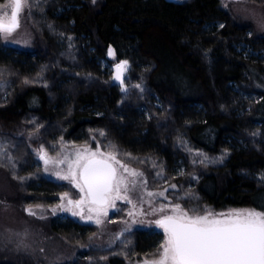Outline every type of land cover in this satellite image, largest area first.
<instances>
[{
  "label": "trees",
  "instance_id": "16d2710c",
  "mask_svg": "<svg viewBox=\"0 0 264 264\" xmlns=\"http://www.w3.org/2000/svg\"><path fill=\"white\" fill-rule=\"evenodd\" d=\"M29 4L34 38L23 55L29 68L0 60V171L18 195L14 202L24 221L48 230L40 220H29L21 203L34 194L30 183L47 182L39 168L30 167L32 149L53 151L60 140L80 133L73 142L115 152L141 167L151 185L193 183L192 189L182 185L187 196L175 194L184 204L264 211V61L233 46L245 42L264 49V33L236 19L220 0ZM207 23L220 25L203 29ZM110 47L111 56L129 62L124 88L91 68L95 58L110 56ZM241 89L259 98H243ZM60 92L68 95L65 103ZM179 158L185 169L173 177L169 165ZM41 195L37 201L45 203L48 195ZM78 226L59 229L65 248L81 252L72 264H125L119 252L137 254L152 242L134 230L112 244L86 247ZM44 246V252L35 247L41 264L54 258ZM5 251L1 246L0 264H38Z\"/></svg>",
  "mask_w": 264,
  "mask_h": 264
},
{
  "label": "rangeland",
  "instance_id": "374dc122",
  "mask_svg": "<svg viewBox=\"0 0 264 264\" xmlns=\"http://www.w3.org/2000/svg\"><path fill=\"white\" fill-rule=\"evenodd\" d=\"M5 2L6 0L0 4ZM220 4L223 8L229 10L236 19L251 23L255 32L260 34L264 33V0H220ZM6 11L10 14L11 9H6ZM32 21V9L29 4L21 13L20 27L6 38L0 35L1 61L12 60L16 61L18 66L29 68L27 65L28 62L23 55L29 49L34 38ZM213 24H215V27L220 25V23H207L203 25V29L209 30ZM247 32H250V29ZM233 46L236 50L242 51L247 57L253 60L264 61L263 48L256 49L245 42L235 43ZM117 60L115 56L98 57L94 59V66L91 65V68H95L100 73L109 75L112 80L113 64ZM239 94L249 100L259 98L256 93L246 92L243 89L239 90ZM60 99V102L65 103L68 95L65 92H60ZM154 102L159 105L157 98ZM137 112L147 115L143 107L137 108ZM82 136L83 134L80 133L76 134L70 140H60L56 146H53L55 148L53 151L46 150L44 146L32 149L35 156L30 162V167L39 168L41 174L47 179V182L43 183L40 180H34L30 183L28 185V191L30 194H34L32 197H23L21 203H24V207H26L27 213L25 215L28 219H32L33 222L40 220L42 222L41 224H45L44 228L46 227L48 230H42L40 227L36 229L32 222L24 221L20 217V210L14 202L18 195L15 189L9 184L6 176L0 171V244L3 246V250H6L5 252L7 254H20L21 258H30L32 263L37 262L41 264V257L39 258L35 252V247H40L43 250L42 252H44L46 250L44 245H46V248L51 249L54 253V258L50 261L48 260L49 262L47 264H72V257L74 255L80 256L81 252L76 251L75 253H71L68 247L65 248L66 241L64 242V239L59 235V229H64L69 225H75L77 223L79 225L78 231L85 234L86 247L109 245L120 240L124 232L141 231L142 236H148L152 239L151 244L142 245L141 252H137V254L125 253V250L119 252V254L125 259V264H143L145 260L157 258V251L165 239L164 230L158 227L155 221L164 215H173L172 207L176 204H179L183 210L188 211L190 215L204 214L205 209L214 213H227L230 210L239 209H255L250 205L224 207H214L204 203L197 205L193 200L196 199L195 194L193 195L192 192H190L191 196L188 197L193 201L189 202V204H184L175 199V194L187 196L182 192L184 190L182 185L186 186L187 189H192L193 183L188 181L186 184L182 183L181 185L176 180H163L158 185H151L141 167L133 165L114 152L121 163L143 174L142 176L134 178L137 181L134 189L129 185V188L132 189L129 192V198L133 203L129 204L123 200H116L115 207L109 206L107 208V215H101L99 217L102 221L100 224L95 222L96 213H89L88 207L85 206L81 214L85 218L82 219L81 215H73L72 211L66 210L71 207L68 205V199H80L81 193L79 189L74 187L69 180L60 179L57 173L61 175L66 174L69 163L75 161L77 159V153H83L84 149H88L89 153L96 152L97 149L105 154L112 152L102 149L97 143L73 142V139L78 140ZM41 148L44 149L47 158H49L50 162L47 165L40 159L39 150ZM60 161L63 162L61 163ZM115 166L118 171L123 173V169H120L119 165ZM169 168L171 175L176 177L183 173L185 169L184 162L181 158L176 159L169 165ZM23 171H26L25 167H23L21 172ZM123 174L127 175V173ZM129 179L133 178L129 177ZM19 182H24L23 176H20ZM51 183L59 185L60 188L57 187L59 191H55ZM173 185L175 187H172ZM148 192H152L154 195L148 196ZM65 193L68 196L61 199ZM159 193H163V195H158ZM41 194L48 195L45 203L37 201L42 196ZM61 204L64 205V208L59 207ZM73 210L79 211V209ZM130 211L133 213L131 216L129 215ZM88 215H92L93 219H87ZM40 229L45 236L44 242H41L39 239ZM147 250H149V255L142 253ZM100 262H103V259Z\"/></svg>",
  "mask_w": 264,
  "mask_h": 264
},
{
  "label": "snow or ice",
  "instance_id": "6c2138e0",
  "mask_svg": "<svg viewBox=\"0 0 264 264\" xmlns=\"http://www.w3.org/2000/svg\"><path fill=\"white\" fill-rule=\"evenodd\" d=\"M28 5L29 0H6L0 4V35L6 38L20 27L21 13ZM6 9H11L10 14ZM109 55H114L111 47ZM127 65V61L116 65V80H121V73ZM39 152L40 159L47 165L50 161L46 152L43 148ZM115 165L127 175L118 171ZM57 175L69 180L81 193L78 200L68 199L71 207L66 210L81 215L87 206L89 213H96L95 222L100 224L99 217L106 216L107 208L115 207L116 200L133 203L129 192L136 187L134 178L143 174L121 163L114 152L105 154L97 149L89 153L84 149L83 153H77L75 161L69 163L66 174ZM147 195L154 194L148 192ZM67 196L65 193L61 199ZM59 207L64 208V205ZM172 212L173 215H164L155 221L164 230L165 239L157 251V258L145 260L143 264H264V211L239 209L214 213L205 209L204 214L190 215L176 204ZM129 215L133 213L130 211ZM81 218L85 217L81 215ZM87 219H93L92 215Z\"/></svg>",
  "mask_w": 264,
  "mask_h": 264
},
{
  "label": "water",
  "instance_id": "95a60500",
  "mask_svg": "<svg viewBox=\"0 0 264 264\" xmlns=\"http://www.w3.org/2000/svg\"><path fill=\"white\" fill-rule=\"evenodd\" d=\"M168 1H176V0H168ZM121 61H127V60L119 59L113 64L112 82L117 83L118 85H120L121 88H124V78H125L127 70L129 69V62L128 61H127L128 62L127 68L125 70H123L121 73V77H122L121 80L115 79V76L117 75L116 65L119 64Z\"/></svg>",
  "mask_w": 264,
  "mask_h": 264
}]
</instances>
